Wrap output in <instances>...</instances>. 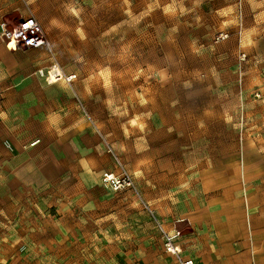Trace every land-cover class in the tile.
I'll list each match as a JSON object with an SVG mask.
<instances>
[{
	"label": "rangeland",
	"instance_id": "1",
	"mask_svg": "<svg viewBox=\"0 0 264 264\" xmlns=\"http://www.w3.org/2000/svg\"><path fill=\"white\" fill-rule=\"evenodd\" d=\"M16 1L50 44L0 31V264H125L163 191L198 216L264 190V0Z\"/></svg>",
	"mask_w": 264,
	"mask_h": 264
},
{
	"label": "crops",
	"instance_id": "2",
	"mask_svg": "<svg viewBox=\"0 0 264 264\" xmlns=\"http://www.w3.org/2000/svg\"><path fill=\"white\" fill-rule=\"evenodd\" d=\"M17 9L22 7L16 0H0V31L4 16ZM53 65L44 69L43 76L48 83L57 84L61 81L52 83L48 76ZM172 196L173 192L163 191L152 205L166 230L180 231L174 243L182 258H191L196 264H264V190L255 197L251 196L245 207L240 198L224 200L222 194L219 199H206L207 203L198 216L189 213L193 203L188 199L184 200L183 210L179 211V202ZM180 222H185L182 230ZM127 224L125 248L137 247L139 250L136 255L125 252V264H179L176 255L165 251L163 239L146 241V227L142 222H138L135 229L131 223ZM183 228L189 229L183 232ZM133 230L137 231L138 239L129 238ZM156 231L160 234L157 228ZM151 248L155 250H146ZM107 264L120 262L108 261Z\"/></svg>",
	"mask_w": 264,
	"mask_h": 264
},
{
	"label": "built area",
	"instance_id": "3",
	"mask_svg": "<svg viewBox=\"0 0 264 264\" xmlns=\"http://www.w3.org/2000/svg\"><path fill=\"white\" fill-rule=\"evenodd\" d=\"M1 28L6 38L13 39L17 44L25 47L39 48L49 46L50 44L43 25L33 15L23 17L19 20L18 31L15 35L4 23H1ZM72 78L67 81L70 82ZM102 182L106 188L112 190H127L134 187V181L127 172L117 174L114 172L107 173L102 178ZM147 208L149 207L147 206ZM154 218L162 234L167 252L176 255L179 264H196L193 259H185L180 256L178 246L174 243L175 238L180 235V231L177 229H173L172 232L168 231L156 215H154Z\"/></svg>",
	"mask_w": 264,
	"mask_h": 264
},
{
	"label": "bare ground",
	"instance_id": "4",
	"mask_svg": "<svg viewBox=\"0 0 264 264\" xmlns=\"http://www.w3.org/2000/svg\"><path fill=\"white\" fill-rule=\"evenodd\" d=\"M44 69L45 68H42V70H39L38 72H40L42 75H44ZM48 76H49V79L51 80L52 83H55L58 81L70 80L73 77V75L65 74L63 72V70L61 69V67L57 63H55L51 67V71H48ZM34 143H36V142H34Z\"/></svg>",
	"mask_w": 264,
	"mask_h": 264
}]
</instances>
